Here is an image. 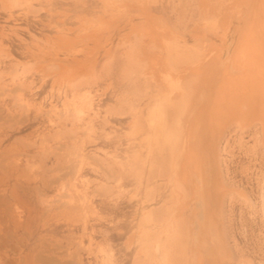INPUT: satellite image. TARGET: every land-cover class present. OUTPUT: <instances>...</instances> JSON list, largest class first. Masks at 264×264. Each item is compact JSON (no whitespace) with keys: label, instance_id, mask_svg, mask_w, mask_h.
Masks as SVG:
<instances>
[{"label":"rangeland","instance_id":"374dc122","mask_svg":"<svg viewBox=\"0 0 264 264\" xmlns=\"http://www.w3.org/2000/svg\"><path fill=\"white\" fill-rule=\"evenodd\" d=\"M27 1L34 9L25 0L8 7L0 0V264H74V258L80 264H98V247L107 244L115 263L131 264L138 249L162 240L177 195L175 173L156 177L148 172L150 159L161 153L164 136L165 112L158 96L151 107L142 104L138 132H132L133 116L120 119L108 114V123L102 122L106 108L118 107V97L131 90L115 44L129 29L127 18L132 12L120 7L125 0ZM195 6L196 0H155L150 8L173 27L183 28L199 17ZM107 48L114 54L108 68L102 65L110 53ZM88 61H94L95 76L80 89L93 94L97 114L92 140L83 139L84 156L77 163L71 145L84 137L77 129L83 122L47 113L52 104L61 107L58 92L70 97L73 89L61 81L56 68L46 64L81 69ZM28 62L36 65L20 75L25 84L17 100L11 74L16 63L21 71ZM259 130L257 124L230 125L219 144L225 183L247 194L245 199L233 192L221 205L227 264H264L259 209L264 158L259 146L252 147ZM103 150L122 159L130 170L120 183L103 175L91 157L95 152L111 161ZM102 183L113 187L104 191ZM11 209L15 221L9 216Z\"/></svg>","mask_w":264,"mask_h":264},{"label":"bare ground","instance_id":"6f19581e","mask_svg":"<svg viewBox=\"0 0 264 264\" xmlns=\"http://www.w3.org/2000/svg\"><path fill=\"white\" fill-rule=\"evenodd\" d=\"M1 2L8 7L19 0ZM25 2L34 9L31 1ZM154 2L125 0L120 3L123 11L132 12L127 18L129 29L115 44L120 48V67L123 74L129 76L131 90L118 97V107L106 108L107 115L102 117L106 124L108 114L120 119L124 115L133 116L132 132L135 133L142 126L143 103L151 107L153 97L158 96L165 112L161 153L150 159L148 172H154L156 177L175 173V204L163 229L162 240L138 249L131 264H227L229 255L222 235L221 205L224 197L233 192L245 199L247 194L242 188H231L225 183L219 144L228 126L244 128L257 124L260 135L252 147L259 146L264 158V0H196L199 17L189 27L182 25L183 28L173 27L162 19V14L160 18L159 13H154L150 8ZM234 33L236 39L231 44ZM109 49L106 51L110 52ZM113 57L111 51L102 65L108 68ZM35 65L34 62L23 63L20 71L15 64L11 79L17 85V100H21L18 92L25 84L20 75ZM46 66L56 68L61 81L66 80L73 89L70 97L65 93L60 96L58 92L61 107L52 104L47 113L53 111L58 118L69 115L73 122H83L77 129L83 131L84 137L71 145V153L79 163L84 156L82 141L85 137L92 140L95 128L93 119L97 110L93 94L80 89L95 76L94 61L82 64L81 69L57 62ZM152 88H156V92ZM49 124L54 125L55 121L49 118ZM66 131L71 129L66 128ZM43 142L41 139L40 143ZM104 153L111 161L95 152L91 157L103 170V175L120 183L130 170L116 155ZM112 187L108 183L101 184L104 191ZM259 197L264 224V182ZM13 211L8 214L12 218ZM133 239L130 234L128 242ZM98 252L101 253L98 264H117L108 244L99 246ZM72 263L80 264L77 258Z\"/></svg>","mask_w":264,"mask_h":264}]
</instances>
